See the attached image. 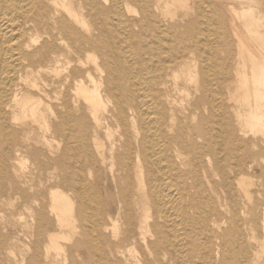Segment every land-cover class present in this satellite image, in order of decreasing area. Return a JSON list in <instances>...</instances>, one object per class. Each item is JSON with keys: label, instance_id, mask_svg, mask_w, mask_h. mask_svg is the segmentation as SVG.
Here are the masks:
<instances>
[{"label": "bare ground", "instance_id": "1", "mask_svg": "<svg viewBox=\"0 0 264 264\" xmlns=\"http://www.w3.org/2000/svg\"><path fill=\"white\" fill-rule=\"evenodd\" d=\"M264 264V0H0V264Z\"/></svg>", "mask_w": 264, "mask_h": 264}, {"label": "rangeland", "instance_id": "2", "mask_svg": "<svg viewBox=\"0 0 264 264\" xmlns=\"http://www.w3.org/2000/svg\"><path fill=\"white\" fill-rule=\"evenodd\" d=\"M60 261H61V264H64L63 261L61 260V258H60Z\"/></svg>", "mask_w": 264, "mask_h": 264}]
</instances>
